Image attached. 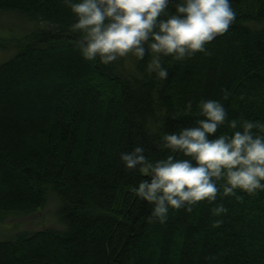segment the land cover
I'll return each instance as SVG.
<instances>
[{
  "label": "trees",
  "instance_id": "1",
  "mask_svg": "<svg viewBox=\"0 0 264 264\" xmlns=\"http://www.w3.org/2000/svg\"><path fill=\"white\" fill-rule=\"evenodd\" d=\"M230 2L229 31L205 52L162 57L160 79L150 53L85 60L64 0H0V15L27 24L0 28V216L58 203L57 226L0 240V264H264V190L224 196L220 181L214 203L153 222L154 205L132 191L149 177L120 158L137 146L153 162L172 154L162 137L204 119L202 100L219 101L228 121L264 125V0ZM233 131L226 123L216 136ZM218 205L227 212L214 216Z\"/></svg>",
  "mask_w": 264,
  "mask_h": 264
},
{
  "label": "clouds",
  "instance_id": "2",
  "mask_svg": "<svg viewBox=\"0 0 264 264\" xmlns=\"http://www.w3.org/2000/svg\"><path fill=\"white\" fill-rule=\"evenodd\" d=\"M76 17L71 31L80 33L76 42L87 61L107 65L134 55L142 60L151 55L149 73L167 79L162 57L176 61L205 52L206 45L229 31L236 19L230 0H64ZM170 4L175 12L169 11ZM191 102L186 110H191ZM204 119L195 127L162 137V146L170 151L166 158L150 161L144 148L121 153L128 170L149 177L132 191L154 205L150 221L166 222L169 209L191 213L193 206L214 203L224 181L223 195L236 196V190L254 195L264 190V125L249 120L228 121L224 106L216 100H202L198 105ZM227 123L233 131L216 136ZM239 129V130H238ZM215 137V138H210ZM182 153L184 158H177ZM239 198V197H237ZM212 215L227 212L223 205L211 209ZM222 221L217 220L214 227Z\"/></svg>",
  "mask_w": 264,
  "mask_h": 264
},
{
  "label": "rangeland",
  "instance_id": "3",
  "mask_svg": "<svg viewBox=\"0 0 264 264\" xmlns=\"http://www.w3.org/2000/svg\"><path fill=\"white\" fill-rule=\"evenodd\" d=\"M27 24L21 18L13 15H0V28L26 29ZM7 32L0 31L1 38H8ZM6 58L0 53V60ZM58 203L52 199L48 205L30 215L10 214L0 216V240L10 236L14 232L22 230H36L58 225L56 210Z\"/></svg>",
  "mask_w": 264,
  "mask_h": 264
}]
</instances>
